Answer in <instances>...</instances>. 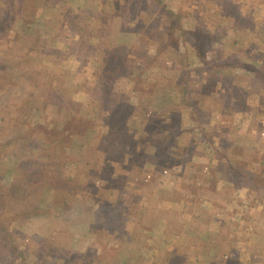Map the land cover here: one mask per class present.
Masks as SVG:
<instances>
[{
	"label": "rangeland",
	"instance_id": "obj_1",
	"mask_svg": "<svg viewBox=\"0 0 264 264\" xmlns=\"http://www.w3.org/2000/svg\"><path fill=\"white\" fill-rule=\"evenodd\" d=\"M115 1L0 0V264H245L221 256L260 221L264 79L241 66L264 73V0ZM171 14L188 32L166 41ZM108 65L129 70L110 123ZM161 108L179 144L149 161ZM49 128L78 145L45 152Z\"/></svg>",
	"mask_w": 264,
	"mask_h": 264
},
{
	"label": "trees",
	"instance_id": "obj_2",
	"mask_svg": "<svg viewBox=\"0 0 264 264\" xmlns=\"http://www.w3.org/2000/svg\"><path fill=\"white\" fill-rule=\"evenodd\" d=\"M124 1H127V0H116L115 1L116 2V7L121 6V3L124 2ZM154 2L158 6V4H160L161 1L160 0H154ZM83 8H87L89 11H91V9H92V7H90V6L83 7ZM116 12H117V10H116ZM133 13H134V8H132L129 11V14H133ZM174 17H176L174 14H171L170 17L166 16V18L168 20V26L165 28V33L163 35H161V36H165V39L167 38L166 41L171 40V38L174 35V34L173 35L171 34V33H174V32L172 30H169V27H171V28L175 27L176 30H177V27L181 26V28H182L181 29V33L183 35L188 32V29H186L183 25L180 24L179 19H176ZM129 20H134V19H132V17H130V19H128V21ZM119 22H120V23H118L119 25L120 24L123 25V22H122L121 19H120ZM184 37H186V36H184ZM190 41L192 42V40L190 38H188V37L185 38V42H190ZM191 45L194 46L195 43H192ZM202 56L200 55L201 58L204 57V56L203 57ZM201 61H204V63H207V65H210L212 63L210 60H206L204 58ZM110 62H112V61H110ZM109 65H108V67L106 69H103L102 67H99V70L101 71L99 82L102 83V85L104 87V92H105V98H104V102H103L105 104L104 115L106 117L105 120L108 123H110L112 121V119L115 117V115L120 111V107L122 105V99L124 98L125 95L120 94V96H119V93L115 89L117 88V80H118V78H121V76L123 75V72L126 70V69L123 68L124 67L123 65H121L122 66L121 68H120V66H117L114 69H111V67H109ZM227 67L228 66H223V68H227ZM241 67L244 68L247 71L245 74H249L250 75L251 72L253 73L254 76L252 77V80H253L255 86L258 87L259 86L258 85V81L261 78L264 79V73L257 72L253 65H248L247 66L246 63L244 65H242ZM128 72H129V70L125 71V74H128ZM165 76H166V74H165ZM165 76H163V77H165ZM126 79H128V78H126ZM165 79L167 81L169 80L166 77H165ZM165 79H164V81H162L163 83L165 82ZM155 97H159V95L155 94ZM163 99H164V97L161 98V100H163ZM186 102L189 103L188 101H186ZM148 108L151 109V110L154 109V107L151 105V103H150V105H148ZM160 111L162 112V119H161L162 123H161V128H160L159 132L154 134V135H150L149 133H146V136H150L151 138L152 137L160 138V137L163 136L161 138V139H163V142H160V140L156 139V140H158L157 141L158 143L156 142V144H158V145L154 144L151 147L150 154H151L152 157H150L149 161H151V158L156 160L157 158L161 157L162 153L165 152V149L168 150V149L173 148V146L175 144L178 145L179 144V137L181 135L180 133H177V132H175L174 134L172 133L171 135H169V133H168V131L172 130L173 123L175 122V118H176L175 113L177 114V110L176 109L172 110L171 108H161ZM195 119H196V117H195ZM62 130H66L67 132L69 131L67 129H62ZM48 131H49L48 133H49L50 138L47 140L46 137L43 136L40 139V141L42 142V149L45 152L49 151V150L51 152L55 147L60 148V146L62 144H68V148L71 149L74 146L78 145V142L80 140V138L76 137L78 132H79L78 128L73 130V131H70L72 133L68 132V135L65 137V140L62 139V141H60L59 139H56L57 138L56 137V133H55V131L53 129H50ZM19 139H20V141L22 140V143H27V141L29 140L28 138L25 139L23 137H19ZM84 139L87 140L86 137H84ZM130 139H132V138H130ZM61 150L63 151L65 149H61ZM106 150H107V148L106 149L103 148V153L104 152L106 153ZM121 151H123V149L120 150L119 152H117V158L118 159H119V156L121 154L120 153ZM45 152H43V153H45ZM50 152H48V154H46V157H44V158H46V159L49 158L50 157ZM58 163L57 164L55 163L56 165H54L53 163H50L49 161H46L45 163L44 162L43 163L40 162V171L35 170V172H40V178L43 180V181L41 180V182L45 185L46 188L49 187V188L56 189L55 186H58V184H60V186L62 188V185H65V183H66V181L63 180L61 175L60 176H59V174L56 175L55 172L53 174L51 173L54 169H59L60 166H61V168L64 166L63 163L60 164V165ZM25 173H27V170H25L21 174L24 176ZM86 187H88V186H86ZM18 216H21V215H18ZM0 222H1V220H0ZM0 228H1V225H0ZM1 229H3V228H1Z\"/></svg>",
	"mask_w": 264,
	"mask_h": 264
},
{
	"label": "crops",
	"instance_id": "obj_3",
	"mask_svg": "<svg viewBox=\"0 0 264 264\" xmlns=\"http://www.w3.org/2000/svg\"><path fill=\"white\" fill-rule=\"evenodd\" d=\"M263 191V190H262ZM242 192V191H241ZM246 198H248L249 201H253V199L249 198V193L245 194ZM261 197L264 199V192L261 193ZM262 199L259 200L258 204V208H252L255 211H259V215L260 216V221L259 223L254 222L253 226L249 227V220H245L243 223H245L244 227L241 228H245V226L247 227V231L244 232V237L241 241H238L236 239L232 238V235L229 233L227 238L226 243L224 244L225 246H227L228 248L223 251L222 253V258H231L233 261H244L245 264H264V200ZM173 201H177L176 199H174ZM247 210H249L250 208L248 206H244ZM257 207V206H256ZM184 211H187L184 209ZM238 221V222H237ZM235 221L237 225H239L240 222H242V220H237ZM200 230H208L210 231V229H208V223L203 227H200ZM260 228V229H259ZM260 230L261 233H257V235L253 234V230ZM215 232L213 231V234ZM221 231H217V237L220 241L224 240L223 236L221 235ZM224 234V233H223ZM225 236V235H224ZM217 241V240H216ZM215 241V242H216ZM214 242V241H213ZM214 242V244H215ZM240 253L239 257L238 254L236 253ZM224 254L226 256H224ZM244 258V259H243ZM200 260V259H199Z\"/></svg>",
	"mask_w": 264,
	"mask_h": 264
}]
</instances>
